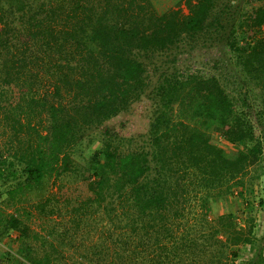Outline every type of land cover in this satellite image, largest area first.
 Listing matches in <instances>:
<instances>
[{"label": "trees", "instance_id": "1", "mask_svg": "<svg viewBox=\"0 0 264 264\" xmlns=\"http://www.w3.org/2000/svg\"><path fill=\"white\" fill-rule=\"evenodd\" d=\"M184 4L0 0V264H264V0Z\"/></svg>", "mask_w": 264, "mask_h": 264}, {"label": "rangeland", "instance_id": "2", "mask_svg": "<svg viewBox=\"0 0 264 264\" xmlns=\"http://www.w3.org/2000/svg\"><path fill=\"white\" fill-rule=\"evenodd\" d=\"M156 3H157V7L160 9V10H166V9H169V8H183L184 12L187 13L188 12V8L186 7V5L184 4V0H156ZM212 136H213V139L217 140V141H220L221 140V128L217 125H214L213 128H212ZM232 146V145H230ZM232 148V147H231ZM264 179L260 180L259 183L257 184V187L255 189V194H251L252 197H255L256 196V200H258V196H263L264 197ZM244 196H247L245 194L241 195V194H235L234 197L236 199V201L239 203L241 202L243 199H244ZM251 197V196H250ZM254 199V198H252ZM2 200H0V204H1ZM232 204V202L230 203H226V202H221V200L217 201V202H214L213 203V209H214V213L215 214H220L223 209L225 207L229 208V209H233L234 206L230 205ZM263 220L264 219V212L262 213H259L258 215V220ZM42 221V220H41ZM39 219H37L35 222H32V226L33 228H37L38 230H40V226L42 223ZM43 222V221H42ZM4 250L3 247L0 246V252L2 253ZM73 251H71L70 253H72ZM244 257L247 256L246 253L243 254Z\"/></svg>", "mask_w": 264, "mask_h": 264}]
</instances>
